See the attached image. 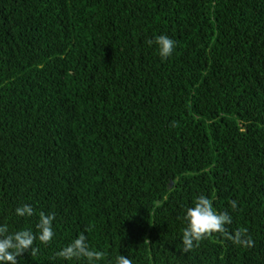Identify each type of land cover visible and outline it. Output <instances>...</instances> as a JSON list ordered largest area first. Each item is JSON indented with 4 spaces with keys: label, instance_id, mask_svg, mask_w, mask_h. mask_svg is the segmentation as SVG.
<instances>
[{
    "label": "trees",
    "instance_id": "trees-1",
    "mask_svg": "<svg viewBox=\"0 0 264 264\" xmlns=\"http://www.w3.org/2000/svg\"><path fill=\"white\" fill-rule=\"evenodd\" d=\"M200 195L232 222L183 253ZM40 212L20 264H87L56 256L81 233L96 264H264V0H0V223Z\"/></svg>",
    "mask_w": 264,
    "mask_h": 264
},
{
    "label": "clouds",
    "instance_id": "clouds-1",
    "mask_svg": "<svg viewBox=\"0 0 264 264\" xmlns=\"http://www.w3.org/2000/svg\"><path fill=\"white\" fill-rule=\"evenodd\" d=\"M149 46L155 45L157 54L161 60H167L173 54L176 41L167 35H156L147 41ZM237 201L232 200L230 207L237 208ZM35 213L31 204H22L15 208V216L19 218L32 217ZM54 214L39 213L38 222L35 225V232L31 228H24L11 231L7 223H0V264H20L18 258L29 253L36 255L38 247L34 246L38 240L43 245H48L55 236L53 227ZM185 227L181 236V251L188 253L199 243L211 237L213 234H226V225L231 224L232 217L227 212H220L214 209L213 201L200 195L195 198L193 204L185 210L183 216ZM227 238L234 245L241 247L253 246V240L247 233V229L237 230L234 234H227ZM103 253L94 250L88 241V237L81 233L66 246L62 247L56 256L71 261L84 260L87 264H96L101 261ZM113 264H133L127 256L121 254L115 257Z\"/></svg>",
    "mask_w": 264,
    "mask_h": 264
}]
</instances>
